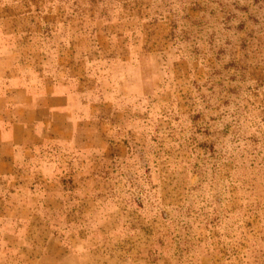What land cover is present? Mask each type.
Listing matches in <instances>:
<instances>
[{
    "label": "rangeland",
    "instance_id": "1",
    "mask_svg": "<svg viewBox=\"0 0 264 264\" xmlns=\"http://www.w3.org/2000/svg\"><path fill=\"white\" fill-rule=\"evenodd\" d=\"M0 123V264H264V0H0Z\"/></svg>",
    "mask_w": 264,
    "mask_h": 264
},
{
    "label": "crops",
    "instance_id": "2",
    "mask_svg": "<svg viewBox=\"0 0 264 264\" xmlns=\"http://www.w3.org/2000/svg\"><path fill=\"white\" fill-rule=\"evenodd\" d=\"M23 106L28 108V111L23 110L26 112V116H29L30 113H40V115L48 117V121L58 117V113L61 115L63 113V99L60 97L55 99L49 97L34 106L24 103ZM0 128V177H2L9 174L13 170V166L25 156L33 135L28 124L13 123L5 129Z\"/></svg>",
    "mask_w": 264,
    "mask_h": 264
}]
</instances>
